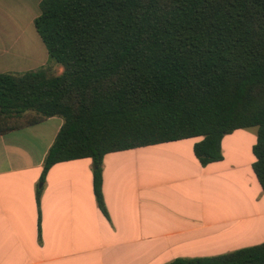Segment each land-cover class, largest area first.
<instances>
[{
	"label": "trees",
	"instance_id": "obj_1",
	"mask_svg": "<svg viewBox=\"0 0 264 264\" xmlns=\"http://www.w3.org/2000/svg\"><path fill=\"white\" fill-rule=\"evenodd\" d=\"M39 9L33 26L62 71L0 72V134L63 119L41 182L54 163L91 158L106 216V153L201 137L193 152L205 165L223 159L225 134L257 126L251 166L264 192V0H40ZM167 264H264V241Z\"/></svg>",
	"mask_w": 264,
	"mask_h": 264
},
{
	"label": "crops",
	"instance_id": "obj_2",
	"mask_svg": "<svg viewBox=\"0 0 264 264\" xmlns=\"http://www.w3.org/2000/svg\"><path fill=\"white\" fill-rule=\"evenodd\" d=\"M7 6L8 0H0V32L14 24ZM14 42L0 40V72L21 71L16 64L23 53ZM62 122L51 116L0 134V264H167L245 247L248 235L264 232V217L254 222L246 200L231 205L226 196L231 188L221 181L233 165L225 163V135L223 159L205 165L193 152L201 137L106 153L101 164L105 216L93 193L91 158L54 163L40 180ZM246 159L234 170L247 178L255 157ZM259 190L254 201L264 216ZM231 208L239 211L231 215ZM259 239L264 235L250 244Z\"/></svg>",
	"mask_w": 264,
	"mask_h": 264
},
{
	"label": "rangeland",
	"instance_id": "obj_3",
	"mask_svg": "<svg viewBox=\"0 0 264 264\" xmlns=\"http://www.w3.org/2000/svg\"><path fill=\"white\" fill-rule=\"evenodd\" d=\"M9 6H7L8 16L11 19H14L11 27L10 24L3 26V31L0 32V40L2 43H9L12 40H15L14 43H18L17 50L23 53V58L18 59L16 67L21 68L22 72L27 69H36L40 66L48 67L50 71L54 74H59L62 71V66L48 60L47 50L41 41L39 35L37 34L33 23L32 16L37 14L40 9L38 5L39 0H8ZM11 28V29H10ZM27 53H34L32 56L27 55ZM28 57L30 59H28ZM14 72V71H12ZM32 114H24L21 118L17 120L12 119L15 122H23ZM257 126H250L245 128L235 129L230 133L225 134L223 140V149L225 155V163L228 165H233L231 171L227 172L225 178L221 181L224 185H230L231 192L226 193V196H231V205H237L241 203L243 205L244 200L248 202L247 208H249V215L254 216V222H261L264 216H259L258 212V203L254 200L255 190L261 189L258 180L256 179L252 169L247 166V178L241 171L237 174L234 170L235 165L241 163L247 157V161L251 158L254 159V156L251 152V143L256 141L257 137ZM195 138V137H194ZM193 139V138H190ZM190 141V140H189ZM146 148L137 147L129 150H124L122 152H127L131 150L144 151ZM219 180V179H218ZM218 180L216 183H218ZM247 181V182H246ZM236 189H240L239 192ZM260 193L261 190H259ZM259 193V194H260ZM227 196V197H229ZM264 197V196H263ZM227 199V198H226ZM229 200V199H228ZM239 211L237 208H231V215ZM249 229L253 228V225H247ZM253 230L250 231L252 233ZM264 235V232L255 236H247L246 241L248 245H254L263 242L261 239L255 241L254 244H250L255 239L260 238Z\"/></svg>",
	"mask_w": 264,
	"mask_h": 264
}]
</instances>
